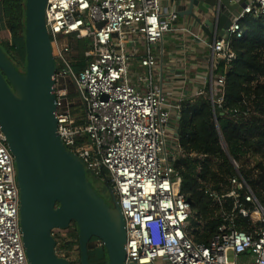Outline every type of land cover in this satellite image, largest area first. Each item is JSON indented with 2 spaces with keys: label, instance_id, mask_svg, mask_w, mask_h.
<instances>
[{
  "label": "built area",
  "instance_id": "2783aa9c",
  "mask_svg": "<svg viewBox=\"0 0 264 264\" xmlns=\"http://www.w3.org/2000/svg\"><path fill=\"white\" fill-rule=\"evenodd\" d=\"M246 15L264 16V0H247L228 28V40L215 38L207 43L209 90L192 96L208 94L214 107L223 104L227 69L226 65L214 78L216 66L234 58L230 40L245 35L240 20ZM178 17L161 0H47L46 27L56 62L58 133L66 149L83 161L86 173L114 189L125 221L126 264H264V198L256 196L233 159L230 190L223 195L206 192L214 198L221 221L216 233L207 244L188 235L191 205L173 165L182 150L178 136L174 144L167 141L187 97L181 94L175 99L164 91L154 49L165 34L176 30ZM100 23L104 25L98 28ZM68 36L86 40L88 47L78 73ZM136 39L145 45L140 64L146 74L134 80L126 46ZM259 83H264V77ZM72 91L85 106L81 123L72 115ZM249 110V106L237 110L233 117L246 116ZM221 144L227 151L222 138ZM58 255L70 264L76 262L69 259L72 254ZM0 264H29L20 226L17 169L1 129Z\"/></svg>",
  "mask_w": 264,
  "mask_h": 264
},
{
  "label": "water",
  "instance_id": "95a60500",
  "mask_svg": "<svg viewBox=\"0 0 264 264\" xmlns=\"http://www.w3.org/2000/svg\"><path fill=\"white\" fill-rule=\"evenodd\" d=\"M189 16L209 38L229 39L228 28L247 0H186ZM47 0H26V65L19 71L0 46V129L14 157L20 226L29 264H70L56 252L54 230L78 227L80 264H91L93 238L108 264H126V229L114 189L109 206L87 178L83 161L64 146L57 130L56 62L46 27ZM201 15L208 17L203 23ZM104 23L98 24L101 28ZM189 203L190 201L187 200Z\"/></svg>",
  "mask_w": 264,
  "mask_h": 264
},
{
  "label": "trees",
  "instance_id": "16d2710c",
  "mask_svg": "<svg viewBox=\"0 0 264 264\" xmlns=\"http://www.w3.org/2000/svg\"><path fill=\"white\" fill-rule=\"evenodd\" d=\"M26 0H0V28L11 38L0 46L6 57L19 70L18 62L26 65ZM245 35L230 40L234 58L219 62L214 78L225 74V96L221 107H214L208 94L189 96L178 112L177 136L182 155L174 162L181 178V192L190 201L192 226L188 233L195 242L207 244L221 221L216 215L214 198L207 189L220 195L230 190V178L235 169L230 159L249 182L256 196L264 198V16L246 15L240 20ZM79 56L73 67L78 73L86 61V40L76 39ZM208 86L205 88L208 92ZM247 104V105H246ZM250 108L247 115L234 112ZM220 133V134H219ZM226 146L223 150L221 138ZM66 236L60 239L61 251L76 255L80 264L78 227L71 223L59 230ZM54 232V231H53ZM96 239V238H95ZM57 246V247H58ZM91 264L107 262L104 246L89 244ZM78 251V252H75ZM57 254H60L57 252Z\"/></svg>",
  "mask_w": 264,
  "mask_h": 264
},
{
  "label": "crops",
  "instance_id": "0c3cea01",
  "mask_svg": "<svg viewBox=\"0 0 264 264\" xmlns=\"http://www.w3.org/2000/svg\"><path fill=\"white\" fill-rule=\"evenodd\" d=\"M165 8L178 10L179 3L175 0H161ZM181 6L188 9V1ZM242 7L239 9L241 11ZM205 23L208 17L201 15ZM209 38L189 16L178 17L176 30L165 34L163 41L154 46L158 54L159 79L162 77L163 88L166 93L185 97L192 96L197 91L207 87L210 76L211 50L207 46ZM127 51L131 54L130 69L134 80L138 75H145L146 69L140 64L145 45L140 40H131L127 43ZM133 54V55H132ZM71 82L70 88L73 87Z\"/></svg>",
  "mask_w": 264,
  "mask_h": 264
},
{
  "label": "rangeland",
  "instance_id": "374dc122",
  "mask_svg": "<svg viewBox=\"0 0 264 264\" xmlns=\"http://www.w3.org/2000/svg\"><path fill=\"white\" fill-rule=\"evenodd\" d=\"M11 38L9 32L6 29H1L0 28V42L1 43H5L7 41H9ZM67 41L70 42L71 46H72V55L71 58L72 59H77L79 56V52L77 50V43H76V38L75 36H68ZM18 67H19V71L23 72L24 71V66L22 63L18 62L17 63ZM70 99L74 102V104L71 107V111H72V115L75 117L76 120H78V123H81L82 118L85 115V106L83 103L80 102V100L78 99V94L75 91H72L71 95H70ZM176 123V122H175ZM177 125L178 124H172L171 127L168 130V136H167V141L169 144H174L175 142V138H177V133L173 134L172 136V132H177ZM89 147H92L90 143H88ZM87 174V178L88 180L91 182V184L93 185V187L95 189H97L99 191L100 194H104L106 195L101 189V185H99L101 182L96 180L94 178V176L90 173H86ZM102 184V183H101ZM109 202H110V197H107ZM54 234L56 235L55 239L57 240V243L59 242L61 244L60 238L65 236V233H62L60 231L54 230ZM67 234V233H66ZM58 246V245H57ZM61 245L58 246L56 248L57 252L61 253ZM78 252V251H75ZM63 255V254H61ZM76 259V255L72 254L71 257L69 258L70 260ZM229 259L231 260V253L229 254ZM94 264H100V263H94ZM101 264H108L106 262H103Z\"/></svg>",
  "mask_w": 264,
  "mask_h": 264
},
{
  "label": "flooded vegetation",
  "instance_id": "af4514ba",
  "mask_svg": "<svg viewBox=\"0 0 264 264\" xmlns=\"http://www.w3.org/2000/svg\"><path fill=\"white\" fill-rule=\"evenodd\" d=\"M99 185H101V189L100 190H102L106 195H104V194H100L99 193V191L97 190V189H95L96 190V192L103 198V200L109 205V206H113L114 205V203H113V200H112V195H111V193H110V191H109V189H108V187L105 185V184H99ZM107 197H110V202H109V200H108V198ZM91 245L92 246H95V248H100V247H102L103 246V244H102V242H100V240H98V239H95V238H93L92 240H91Z\"/></svg>",
  "mask_w": 264,
  "mask_h": 264
}]
</instances>
